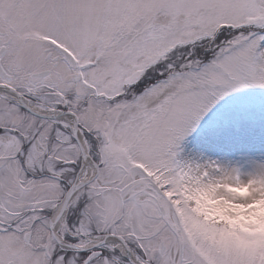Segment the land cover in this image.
Segmentation results:
<instances>
[{"label":"snow or ice","instance_id":"snow-or-ice-1","mask_svg":"<svg viewBox=\"0 0 264 264\" xmlns=\"http://www.w3.org/2000/svg\"><path fill=\"white\" fill-rule=\"evenodd\" d=\"M257 116L264 0H0V264H264Z\"/></svg>","mask_w":264,"mask_h":264},{"label":"rangeland","instance_id":"rangeland-1","mask_svg":"<svg viewBox=\"0 0 264 264\" xmlns=\"http://www.w3.org/2000/svg\"><path fill=\"white\" fill-rule=\"evenodd\" d=\"M208 119L209 118H206L205 121L202 122L200 129H198V132L194 134V137L192 138V145H191L192 147L199 146L200 137L207 132ZM259 121H260V117L257 116L256 135H255L254 142L252 143V145L258 148L256 149V151L255 150H253V152L250 151L255 156H260L259 155L260 151H262V154L264 155V151H263L264 150V137H262L260 134Z\"/></svg>","mask_w":264,"mask_h":264},{"label":"bare ground","instance_id":"bare-ground-1","mask_svg":"<svg viewBox=\"0 0 264 264\" xmlns=\"http://www.w3.org/2000/svg\"><path fill=\"white\" fill-rule=\"evenodd\" d=\"M257 148H258V147H255L254 145L250 144V145L248 146V151L253 152V150L256 151ZM255 151H254V152H255ZM263 151H264V150H263ZM259 155H260V156L263 155V154H262V151H260V154H259Z\"/></svg>","mask_w":264,"mask_h":264}]
</instances>
